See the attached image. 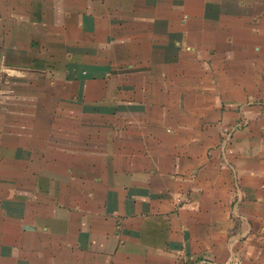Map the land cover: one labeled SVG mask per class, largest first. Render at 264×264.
<instances>
[{"label":"crops","instance_id":"1","mask_svg":"<svg viewBox=\"0 0 264 264\" xmlns=\"http://www.w3.org/2000/svg\"><path fill=\"white\" fill-rule=\"evenodd\" d=\"M102 6L0 0V264H264V46L257 106V78L222 83L216 55L220 90L189 57L176 80L174 0ZM241 99L247 138L224 164L210 126Z\"/></svg>","mask_w":264,"mask_h":264},{"label":"rangeland","instance_id":"2","mask_svg":"<svg viewBox=\"0 0 264 264\" xmlns=\"http://www.w3.org/2000/svg\"><path fill=\"white\" fill-rule=\"evenodd\" d=\"M174 1L176 8L175 11L177 13L173 19H169L174 27L168 30V36H163V40H170V42L175 43V67L173 74L174 77H176V80L178 82L181 81L186 74L185 70L187 66H185L184 63L186 58L189 57L192 61L194 59L200 61V64H204L207 63V61L209 62L210 59H214L216 55L220 59L222 77L223 79H227V82H224L223 80L222 83H234V85H236L235 82H237L239 87L246 88L250 84L249 76L254 75L255 78H257L256 82L254 84L251 83L250 86L254 85L253 91L254 94H256L254 99L255 105L261 106L263 104V98L262 96H258V92L260 91V86L262 84L261 75H263V64L262 58L258 57L260 52L262 54L264 42L262 43L259 41V39L262 40L263 36L258 38L259 36H257L256 28L263 31L264 19L262 13H247L248 8H253L252 0H189L196 3H194L193 6H189L188 9H186L187 11H185V9L184 11L183 9L180 10V0ZM105 2V7H107L108 10L111 9V5H116V0H94L96 9L103 10L102 4H105ZM83 8L84 6H82V9ZM237 16L244 22L250 24L252 32H250L249 35L244 34L234 36V33L236 32L234 31V23L240 21L235 19L238 18ZM253 34L257 38L255 42L252 39ZM249 38L251 39L249 41L250 44L247 45V39ZM187 44L191 45V48ZM201 44L203 50L201 51V55H199L198 48ZM164 69V67H158L159 71ZM198 69L200 73L202 70H205L204 74L211 79L210 83H215V86H213L214 89L220 90L219 84H217L218 82L215 81L210 73L214 68H200L198 66ZM229 73L231 75H229ZM190 74H192V72ZM258 76H261L260 81H258ZM195 83V81H192L191 85L193 86ZM221 87H223L222 84ZM210 90L211 88L208 87V91ZM221 102L222 100L220 101L219 106L224 110L223 108H225V104H223L222 107ZM252 104L251 100L247 99L234 101V103L228 105L226 104V109L230 110L232 113L231 120L228 122H212V125L217 124L219 127L210 126L218 128V131L217 133L215 132V134L218 135L219 138L218 146H221L222 148V161L224 164L225 162L231 164L234 161V158H238L242 155V152L236 148L234 139L237 138L240 141L247 138L245 131L248 129L249 123L251 122L247 112L248 109L252 107ZM208 125H210V123ZM226 169L230 172L232 171L229 166ZM238 182L239 180L234 171V183L238 184ZM243 200H245V196H242V198L239 199V204H241ZM236 202H238V200L234 199V204Z\"/></svg>","mask_w":264,"mask_h":264}]
</instances>
